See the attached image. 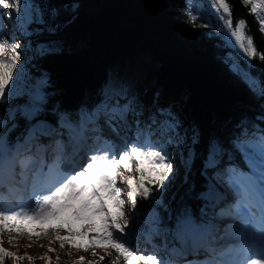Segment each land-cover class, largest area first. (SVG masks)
<instances>
[{
  "label": "snow or ice",
  "instance_id": "6c2138e0",
  "mask_svg": "<svg viewBox=\"0 0 264 264\" xmlns=\"http://www.w3.org/2000/svg\"><path fill=\"white\" fill-rule=\"evenodd\" d=\"M207 3L217 23L198 0L183 17L230 49L218 58L258 105L226 132L138 87L135 68L111 69L73 109L51 103L40 66L65 51L80 5L0 0V264H31L3 247L25 235L47 239L45 264H59L53 244L99 255L88 264H264V50L229 0ZM240 4L264 36V0Z\"/></svg>",
  "mask_w": 264,
  "mask_h": 264
},
{
  "label": "trees",
  "instance_id": "16d2710c",
  "mask_svg": "<svg viewBox=\"0 0 264 264\" xmlns=\"http://www.w3.org/2000/svg\"><path fill=\"white\" fill-rule=\"evenodd\" d=\"M102 1L99 11L93 13L82 8L85 0H81L79 18L68 31L65 51L41 63V70L49 77L47 91L57 103L73 107L81 98L87 99L97 90L108 67L121 69L140 50L152 57L148 64L155 61L138 80L140 87L159 90L165 99H178L183 117L205 132L211 131L212 122L226 120L230 105L252 102L247 91L232 85L215 69L214 57L219 50L202 34L206 30H194L186 23L184 0L179 9L169 0ZM229 3L234 18H246L249 34L258 49L264 50V36L257 31L254 17L240 0ZM30 73L34 75L36 70L30 69ZM146 204L138 202L141 212ZM104 264L109 261L105 259Z\"/></svg>",
  "mask_w": 264,
  "mask_h": 264
},
{
  "label": "rangeland",
  "instance_id": "374dc122",
  "mask_svg": "<svg viewBox=\"0 0 264 264\" xmlns=\"http://www.w3.org/2000/svg\"><path fill=\"white\" fill-rule=\"evenodd\" d=\"M171 2L172 5H174L175 8L179 9V0H169ZM199 3L203 4V16L205 18H208L211 20V22L213 24L217 23L215 14L212 10H210L208 8V3L207 0H198ZM100 4H104V2L102 1V3L99 2V0H85V4L83 6L84 9H86V11L89 12H97L99 11V6ZM181 10V9H180ZM205 38L208 41H211V43L214 45V47L216 49V41L215 40H209L206 36ZM76 47L81 48L83 47V45L81 44H77ZM224 52L226 51H230V50H224L221 49ZM223 52V54H224ZM152 58L151 56H149V54L147 52H145L144 50H140L135 56H133L132 58H129V60L127 62H125V65H123V67L121 69H128V68H135L138 71L135 74V81L136 83H138L137 81L140 79V77H143L144 72L150 67L152 66V62L155 63V61L152 59V62L148 61L149 59ZM243 64V62H241ZM214 66L215 69H217L221 74H223L232 85H238L239 87H242L243 90L247 91L248 94L251 96V93L248 91L247 88H245L243 86V84L239 81V79L234 76L228 69V67L223 64L221 62V60L218 58V56L214 57ZM112 68L108 67V71H110ZM252 97V96H251ZM169 101V100H168ZM171 102V101H170ZM174 103L178 109L180 110V106L179 103L177 102H172ZM230 116L228 118V120L226 121V123L222 124V125H213L212 126V130L213 131H217V132H226L228 130V128L231 127L232 123L235 120H238L242 115H239L238 112L235 111L234 108L230 109ZM183 116V115H182ZM179 183V180L177 181V184ZM14 237H17V234H13ZM7 238V234H5V241ZM17 244L19 245L17 247ZM27 245H31L30 247H27ZM43 245V246H42ZM3 247L8 248L10 251H15L17 252L18 255H25L27 254L28 256H31L33 258L31 264H41L42 262H44L43 260H41L39 257H41L42 255L45 254L46 252V248L48 247V241L46 238H36L35 236H33L30 240L27 238V236H23V237H17L16 239V244L9 246L7 244V242H5L3 244ZM51 247H53L55 249L54 252L49 253V255L51 256L52 260L55 262L56 260V256L59 255L60 257V261L59 264H73V262L78 259L80 256H83L85 258V264H88V261H92V260H98L99 259V255L96 257H93L91 251L89 252H84L83 250L80 251H76L73 250L72 251V255L69 256L67 255V248L65 249H60L58 244H53L51 245ZM102 254V253H100ZM10 261V264H12V261ZM19 264H29L28 260H22L19 262Z\"/></svg>",
  "mask_w": 264,
  "mask_h": 264
},
{
  "label": "bare ground",
  "instance_id": "6f19581e",
  "mask_svg": "<svg viewBox=\"0 0 264 264\" xmlns=\"http://www.w3.org/2000/svg\"><path fill=\"white\" fill-rule=\"evenodd\" d=\"M33 76H35V75H33ZM22 101H23V97H19L17 100V102H19V103H22Z\"/></svg>",
  "mask_w": 264,
  "mask_h": 264
}]
</instances>
